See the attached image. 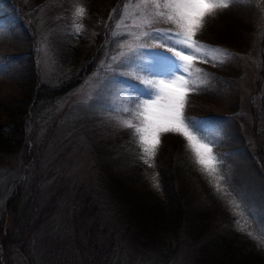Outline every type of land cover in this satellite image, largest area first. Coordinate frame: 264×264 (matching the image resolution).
Wrapping results in <instances>:
<instances>
[{"label": "rangeland", "instance_id": "obj_1", "mask_svg": "<svg viewBox=\"0 0 264 264\" xmlns=\"http://www.w3.org/2000/svg\"><path fill=\"white\" fill-rule=\"evenodd\" d=\"M120 1L121 7L115 11L114 5ZM120 1L0 0V28L6 29L0 38V73H7L0 77V96L9 98L16 91L28 57L40 82L57 87L68 80L77 81L39 110L36 118L30 104L28 138L16 150L11 146L0 150L1 235L15 237L23 229L28 241L27 246L9 242L0 264H163L159 254L140 247L143 237L113 225L115 214L103 209L110 201L102 185L104 166L115 162L110 166L116 170L108 172L128 175L136 172L137 154L146 167L145 176L156 182L155 190H160L164 181L167 194L180 195L183 204L211 213V226L218 228L220 235L233 234L235 222L259 237L260 247H264V165L260 162L264 163V0H234L228 8L206 17L195 37L203 45L223 51L209 53L215 57L212 62L194 63L189 79L198 90L189 94L184 115L205 121L208 135L217 128L223 130L219 144L212 148L214 155L222 157L218 168L223 179L209 176L196 162L187 141L174 133L161 134L160 146L150 161L154 166H149L141 159L135 133L141 116L112 111L127 106L121 91L134 90L142 103L149 96L146 89L167 75V68L158 64L153 69L156 75L141 71L137 79L135 66L122 67L121 62L132 57L133 50L163 51L150 38L154 29L179 31L167 21L143 25L146 15L151 14L144 0ZM78 7L85 9L82 17L75 14ZM6 11L8 15L3 14ZM13 18L24 27L12 28ZM75 49L79 59L67 60ZM141 61L147 67V58ZM39 88L34 86V94ZM80 118L85 122H80L78 133L70 131H76L74 122ZM125 120L133 127H124ZM181 157L192 171L184 167ZM208 183L222 203L209 197ZM12 196L19 198L18 220L6 211ZM87 197L94 199L101 211L94 221L100 223L94 237L84 227L88 225L86 217L81 220L79 214ZM72 225L74 231L77 228L74 236ZM92 238L98 239L99 245L111 243L107 255L100 254L106 255V263L91 259L95 247L88 245ZM188 247L181 248L171 264H193L195 258Z\"/></svg>", "mask_w": 264, "mask_h": 264}, {"label": "trees", "instance_id": "obj_2", "mask_svg": "<svg viewBox=\"0 0 264 264\" xmlns=\"http://www.w3.org/2000/svg\"><path fill=\"white\" fill-rule=\"evenodd\" d=\"M120 3L121 1L114 5L113 9H115V11L119 8ZM15 21L16 25L24 27L22 22L18 20ZM71 37L73 36L71 35ZM20 38L21 37L16 38V41L21 40ZM77 50L78 49H75V52H71L74 57H71L70 54L65 58L67 60L79 59L75 56V53L78 52ZM96 59L97 57L94 59L93 63ZM26 63L22 71L23 80L16 84V91L13 92L9 98L0 96V150L9 148L10 146L12 150H16L21 146L20 144L25 141L23 120L27 116V108L30 104H32L30 110L33 117L36 118V114L40 112L39 110H42V108L47 107L50 102H54V100L61 95H64L74 84L77 85V81L68 80V84L63 82L57 87H51L52 85L50 84L40 82L39 74L36 72L33 61L30 60L29 57L26 59ZM6 75V72L0 73V77H6ZM263 75L264 70L262 72V76ZM37 84L40 88L37 89L34 94L33 88ZM133 92L134 90L130 94H134V97L138 98L137 95H135L136 93ZM78 113L81 115L80 112ZM91 118L92 116L88 117V123L90 125L93 122ZM82 120V118L75 120V125H73L76 131L72 128L70 131L78 133L79 125H81L80 122ZM83 122L85 121L83 120ZM175 148V146H171V149L174 150ZM134 149L136 152H139L137 146L134 147ZM165 155H168V151H166ZM182 156L184 155L182 154ZM258 156L260 155L258 154ZM136 157V172H130L128 175L121 172L120 175L119 172L114 175L112 172H108V169L113 168L110 164L115 162L107 164L108 166H104V177L103 179L101 177L102 185L105 186L103 189L106 191V195L110 201H107V206H104L105 208L103 209L109 211V215L112 212L115 214L113 225L119 224V228L135 236L143 237L140 241V247L151 253L154 252L157 255L159 254L163 264H171L173 256L184 246H189L188 248L191 249V253L195 258L193 264H264V247H260L261 240L258 241L259 237L256 235L254 236V234L248 230L242 229L235 224V222L231 229V233H235L234 235H220V233L216 232L218 228L211 226L209 221L211 220V213L183 204L182 201H180V195L170 196V194H167L166 188L163 186L164 181L162 182V188L160 190H155V184L153 183L156 182L151 180L149 176H145L146 174H144L143 170L146 167L140 160L139 154H137ZM181 159L184 163V167H188L189 170L192 171L193 169L185 158L181 157ZM260 162L264 165L262 159H260ZM113 169L114 171L116 170L115 167ZM193 173L195 174L194 171ZM203 182L205 185L204 179ZM207 187L210 188V190H207L209 197L220 202L215 189L211 188L209 183ZM18 202L19 198L12 196L6 203V211H10L15 217V220L19 219L18 214L20 213V207H18ZM95 203L94 199L87 197L85 204L79 207V210L82 208V212L80 211L79 213L80 218L84 219L82 216L86 217L84 223L88 225L84 227L90 229L89 236L91 237L96 235L94 233L99 230L100 226V223L96 222L101 211L99 210V205ZM89 218H94L92 219V226ZM2 221L3 218H0V239L5 246V250H9V242L14 246H17V244L19 246H27L28 241L25 239L23 229H20L17 235L15 234V237L9 234L7 237L2 236ZM71 228L74 236L77 228H75V231L73 225ZM238 237L242 239L241 242H237V239H239ZM106 238L110 239L111 236L106 235ZM97 240L98 239L92 238V244L88 245L91 246L89 248L95 247L94 249L92 248L93 254L91 255V259L94 258V260H98L99 258L106 263L108 260L106 255L109 250L108 247H111V243L104 241L103 244L99 245ZM113 243L116 245L115 241ZM75 244L74 240V246ZM101 251L106 255H100ZM94 252H97V254Z\"/></svg>", "mask_w": 264, "mask_h": 264}, {"label": "snow or ice", "instance_id": "obj_3", "mask_svg": "<svg viewBox=\"0 0 264 264\" xmlns=\"http://www.w3.org/2000/svg\"><path fill=\"white\" fill-rule=\"evenodd\" d=\"M233 2L234 0H164L160 3L159 0H151L149 3V0H144L146 10L150 9L151 14L146 15L143 25L151 27L154 22L167 21L173 23L179 31L154 29L150 38L156 41L157 47L163 51L133 50V56L122 61L121 66H135L137 79L140 78L141 71L146 75H156L153 69L158 64L167 68V75L153 84L152 88L146 89L149 96L144 98L142 103L130 93L121 91L120 95L127 106L114 107L112 111H129L130 114L141 116V124L135 128V133L139 136L138 145L143 153L141 159L149 166H154L150 161L154 160L160 146L161 134L174 133L187 141L196 156V162L209 176L223 179L218 168L222 157L218 158L212 152L213 146L219 144L223 130L217 128L213 135H208L204 131L205 121L185 117L184 112L189 94L198 90V85L189 79L194 63L212 62L215 57L208 54L223 51L205 46L195 37L204 27L206 17L214 16L218 10L228 8ZM84 11L83 7H78L75 14L82 17ZM76 27L79 30L80 26ZM5 34L6 29L0 28V38ZM224 54L228 56L226 51ZM145 57L147 67L141 61V58ZM195 71L199 72L200 69ZM122 123L126 128L133 127L127 120ZM156 186L158 187V184ZM217 189L219 190V184Z\"/></svg>", "mask_w": 264, "mask_h": 264}, {"label": "water", "instance_id": "obj_4", "mask_svg": "<svg viewBox=\"0 0 264 264\" xmlns=\"http://www.w3.org/2000/svg\"><path fill=\"white\" fill-rule=\"evenodd\" d=\"M0 247H1V256H0V260L2 261L3 260V256H4V247L0 241Z\"/></svg>", "mask_w": 264, "mask_h": 264}]
</instances>
